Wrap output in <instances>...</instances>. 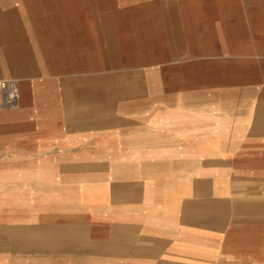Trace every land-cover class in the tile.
Returning a JSON list of instances; mask_svg holds the SVG:
<instances>
[{
    "label": "crops",
    "instance_id": "crops-1",
    "mask_svg": "<svg viewBox=\"0 0 264 264\" xmlns=\"http://www.w3.org/2000/svg\"><path fill=\"white\" fill-rule=\"evenodd\" d=\"M6 75L0 264H264V0H0Z\"/></svg>",
    "mask_w": 264,
    "mask_h": 264
},
{
    "label": "built area",
    "instance_id": "built-area-1",
    "mask_svg": "<svg viewBox=\"0 0 264 264\" xmlns=\"http://www.w3.org/2000/svg\"><path fill=\"white\" fill-rule=\"evenodd\" d=\"M20 90L15 78L0 79V106H15L19 103Z\"/></svg>",
    "mask_w": 264,
    "mask_h": 264
},
{
    "label": "rangeland",
    "instance_id": "rangeland-1",
    "mask_svg": "<svg viewBox=\"0 0 264 264\" xmlns=\"http://www.w3.org/2000/svg\"><path fill=\"white\" fill-rule=\"evenodd\" d=\"M96 9H100L99 7H98V3H97V7H96ZM19 17V16H18ZM19 22L21 23V25H22V27H23V29L25 30V32H27V36H28V31L30 30V28H29V26L25 23V20L23 19V18H19ZM14 27H16V25L15 24H8V23H6V24H4L3 25V28L5 29L4 30V35H3V37L1 38L2 40H4V41H7V42H10V41H15V40H18L20 37H21V39H22V34L20 33V32H18V31H16V30H14ZM10 28V29H9ZM13 28V29H12ZM14 36H16L15 38H13ZM16 38H18V39H16ZM33 40V39H32ZM34 41V40H33ZM15 49H13V47H10L9 48V51H8V53L9 52H12V51H14ZM12 65V64H11ZM23 65V63L22 62H17V64H14V65H12L16 70L19 68V67H21Z\"/></svg>",
    "mask_w": 264,
    "mask_h": 264
},
{
    "label": "bare ground",
    "instance_id": "bare-ground-1",
    "mask_svg": "<svg viewBox=\"0 0 264 264\" xmlns=\"http://www.w3.org/2000/svg\"><path fill=\"white\" fill-rule=\"evenodd\" d=\"M171 16H172V15H171ZM167 17H168V16H167ZM5 73H6V72H5ZM16 73H17V72H16ZM6 74H7V73H6ZM12 75H13V74H12ZM1 77H7V75H6V76H0V78H1ZM17 78H18V77H17ZM20 78H22V77H20ZM18 80H19V78H18ZM18 104H19V103H18ZM18 104H17V105H18Z\"/></svg>",
    "mask_w": 264,
    "mask_h": 264
}]
</instances>
